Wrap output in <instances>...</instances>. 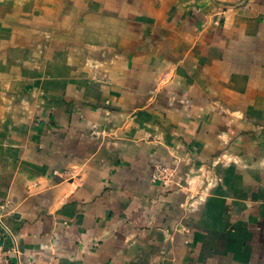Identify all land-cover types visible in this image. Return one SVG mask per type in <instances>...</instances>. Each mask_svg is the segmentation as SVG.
Segmentation results:
<instances>
[{"label":"crops","instance_id":"obj_1","mask_svg":"<svg viewBox=\"0 0 264 264\" xmlns=\"http://www.w3.org/2000/svg\"><path fill=\"white\" fill-rule=\"evenodd\" d=\"M0 234L12 264H264V0H0Z\"/></svg>","mask_w":264,"mask_h":264},{"label":"built area","instance_id":"obj_2","mask_svg":"<svg viewBox=\"0 0 264 264\" xmlns=\"http://www.w3.org/2000/svg\"><path fill=\"white\" fill-rule=\"evenodd\" d=\"M174 177V171L170 169L169 167H163L159 166L155 170V173L153 175V180L156 182H160L165 187H169L173 182ZM4 235L2 236L0 234V264H12L10 252L4 248L2 245V239Z\"/></svg>","mask_w":264,"mask_h":264},{"label":"rangeland","instance_id":"obj_3","mask_svg":"<svg viewBox=\"0 0 264 264\" xmlns=\"http://www.w3.org/2000/svg\"><path fill=\"white\" fill-rule=\"evenodd\" d=\"M13 12H15V10H13ZM46 56V55H45ZM107 104H109V102H107ZM96 136H97V134H96ZM159 167V166H158Z\"/></svg>","mask_w":264,"mask_h":264}]
</instances>
